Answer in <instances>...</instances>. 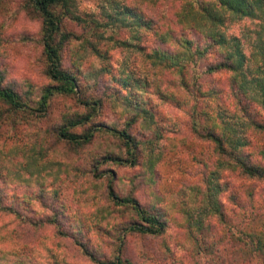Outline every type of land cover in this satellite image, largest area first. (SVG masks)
<instances>
[{"label":"rangeland","instance_id":"rangeland-1","mask_svg":"<svg viewBox=\"0 0 264 264\" xmlns=\"http://www.w3.org/2000/svg\"><path fill=\"white\" fill-rule=\"evenodd\" d=\"M126 8L131 12L136 10L142 14L144 20L151 21L152 30L136 28L135 17L123 14L128 10ZM70 10L74 19L63 16V12L59 14L63 16V31L74 36L70 38L74 45L71 48V45L64 43L61 54L64 68L76 74L79 93L73 96H55L44 115L37 112H18L15 116H9L8 111H0L3 114L0 115V156L3 152L10 151L12 157H15L13 151L18 152L20 147L28 150L31 142L37 145L41 137L51 149L42 161L50 160L53 163L35 169L29 168L30 171L24 170L22 179L25 184L23 183L21 189L16 188L10 193L19 197L22 194L30 196L26 201L33 211L27 212L26 216L42 223L39 231H34L32 227L22 231L25 243L32 245L40 239L41 252L57 244L58 248L50 251L47 256L41 254L43 260L50 264H63L64 246L69 254V257H66L69 264H92L89 258L78 250L80 247L76 244L79 243L100 254L101 258L112 260L116 255L122 254L132 264L230 263L233 260L234 248L229 235H226L219 245V251L214 255L196 254L195 250L188 249L189 243L185 241L184 230L174 222L179 216L176 213L169 214L167 202L157 203L148 197L152 190L165 193L181 184L199 182L203 170L199 162L211 158L208 144L195 139L191 133V104L186 106L182 102L178 105L175 100L165 101L155 95L157 86L163 92H168V89L175 91L177 87L172 85V82L174 84L176 76L172 71L165 70L158 72L160 82H155L154 78L159 75L156 76L149 60L145 58L146 53L163 46L154 32L164 31L166 24L169 28L173 27V9L170 1L162 0L155 4L149 0H73ZM124 18L125 22H122ZM251 26L252 22L248 20H236L227 27L226 34L242 37L246 28ZM91 31L95 35H92ZM182 33L184 38L192 40L195 46L203 44L199 34L193 31L182 32L180 27H176L174 36L179 37ZM41 35V17L33 10L28 0H0L1 85L11 86L22 93L33 88L40 90L49 83L44 74ZM99 35L104 38H98ZM89 40L95 44L97 55L104 56V59L94 58L96 66L92 70H89V55L84 50H89ZM168 44L172 45L171 41ZM208 58L210 62L216 60L213 53ZM204 64L205 62L201 67L198 63L195 67L198 81L202 83V92L212 91L217 93V96L219 93L227 95V75L205 74ZM100 66L106 68V73L101 76V85H108V88H102L94 94L86 78L89 72H95ZM108 67L110 71L107 74ZM123 84L126 86L120 95L129 93L128 100L131 104H137L136 106L147 111L146 120L142 122L145 128L143 132L141 128L128 125L127 118L119 111L124 112L123 105H119L118 110L114 109V105L102 96V93L107 96L117 93ZM143 84L151 85L148 91L143 89ZM206 96L207 101L203 103L206 116L222 114L233 125L234 121L225 115L226 109H232L229 97H224L225 106L219 108L217 98L211 100L210 94ZM99 97L103 107L93 114L87 125L73 131L81 133L88 128L95 130L100 125L126 130L135 142L144 144L146 151L147 148H154L155 154L161 153L162 159L156 167L159 181L153 189L138 180L135 185L129 183L130 176L140 171L139 167L102 163V155L109 148L115 152L120 151V142L111 134L96 133L92 142L76 148L68 142L56 139L55 131L64 123L65 117L86 112L83 101L96 100ZM226 105L229 107L226 108ZM202 118L201 116L200 120ZM35 138L37 140L32 141ZM209 164L210 168H213L211 161ZM96 167L98 170H95ZM34 170H37L36 175L41 184L34 183L35 177L29 173ZM17 175L18 172L13 173L10 178L13 179ZM117 177L120 180L117 181ZM224 181H229L232 186L241 182L227 173H223L220 179V182ZM108 184L122 193L134 196L146 208L156 202L155 210L166 212L168 223L165 233L159 236H141L122 231L123 226L119 227L117 224H125L132 218L123 209L116 211L110 221L104 220L106 208H112L106 199ZM246 185L250 187V183ZM254 186L255 193H258L254 203L256 210L248 207V213L253 210L257 217L264 220V184L257 183ZM53 192L54 196L50 194ZM242 199L247 201L245 197ZM220 201L234 220L230 225L231 231L238 234L239 227L234 224L240 221V217L231 213L232 206L227 200V195L220 196ZM194 215L198 216L199 212L196 211ZM247 222L246 220L245 223ZM210 226L211 235L219 238L222 235L221 224L211 218ZM251 259L245 264H255V260ZM37 262L41 264L40 261Z\"/></svg>","mask_w":264,"mask_h":264},{"label":"trees","instance_id":"trees-1","mask_svg":"<svg viewBox=\"0 0 264 264\" xmlns=\"http://www.w3.org/2000/svg\"><path fill=\"white\" fill-rule=\"evenodd\" d=\"M72 1L28 0L42 20L41 48L45 61L44 74L49 83L40 90L33 88L22 93L11 86L0 84V111H8L9 116H15L18 112H37L44 115L55 96H73L79 93L76 74L64 68L61 54L64 43L71 45V48L74 45L73 40H70L74 36L65 33L61 27L63 16L74 19L70 10ZM149 1L157 4L162 0ZM168 1L173 9L171 18L173 27L169 28L166 24L164 31L154 32L163 46L152 49L150 53L145 54V58L149 60L156 76L165 70L172 71L176 76L172 85L177 89L163 92L157 86L155 95L165 101L175 100L178 105L182 102L186 106L191 104V133L195 139L208 144L211 158L199 162L203 166L199 182L181 184L165 193L152 190L148 197L157 203L167 202L169 214L176 213L179 216L174 222L184 230L185 241L189 243L188 249L195 250L196 254L214 255L219 251V245L226 235H229L234 248L233 260L220 264H245L251 258L255 260V264H264V220L257 217L253 210L248 213V207L256 210L254 203L258 193H255L254 185L264 184V0ZM126 9L128 10L123 14L135 17L136 28L152 30L151 21L144 20L142 14L136 10L131 12L129 8ZM60 12H63V16H60ZM236 20L252 22V26L246 28L242 37L226 34L227 27ZM121 21L125 22V18ZM176 27H180L182 32H196L203 44L195 46L192 40L184 38L183 33L175 37ZM91 33L95 35L92 31ZM97 37L104 38L103 35ZM170 41L172 45L168 44ZM84 50L89 55V70L96 66L94 58L104 59L103 55H97V49L91 40L89 50L88 48ZM212 53L216 60L210 62L208 57ZM204 62L205 74L227 75L229 84L227 95L219 93L217 96V93L212 91L202 92V83L198 81L195 67L198 63L202 67ZM105 69L100 66L94 70L95 72H89L86 78L94 94L102 88H108V85H101V76L106 73ZM109 71L108 67L107 74ZM159 77L160 75L154 78L155 82H160ZM125 86L121 85L122 89L119 88L117 93L108 96L102 93V96L114 105V109L118 110L119 105H123L124 112L119 111L127 118L128 125L141 128L143 132L145 128L142 122L146 120L147 111L136 106L137 104L132 105L128 100L129 93L120 95ZM150 86L143 84L142 87L148 91ZM208 94L211 95V100H215L214 98L219 100L217 105L219 108L225 106L224 97H229L232 109H226L229 107L226 105L225 115L230 116L234 121L233 125L222 114L206 116L203 103L207 101ZM83 105L86 112L64 118V123L55 131L56 139L68 142L76 148L92 142L96 133L111 134L120 142V151L115 152L109 148L102 155V163L139 167L140 171L130 176L129 183L135 185V181L138 180L151 189L156 187L159 181L156 167L162 159L161 153L155 154L154 148H147L146 151L144 144L135 142L126 130L100 125L95 130L88 128L81 133L74 132V129L91 121L93 114L103 107V102L99 97L96 100H84ZM0 115L3 114L0 112ZM36 140L37 138L32 141ZM31 144L28 150L20 147L18 152L13 151L15 157H12L10 151L3 152L0 156V264H38L37 261L41 264H50L43 260L42 255L47 256L50 251L58 248L57 244H53L50 249L41 252L40 239L34 241L32 245L25 243L22 231L27 230V227L39 231L42 223L26 216L27 212L33 211L26 201L30 196L22 194L19 197L15 193L10 194L25 184L22 179L24 170L30 171L29 168L35 169L53 163L50 160L42 161L51 152L43 137L39 144L36 145L34 142ZM210 161L213 168H210ZM95 170H98V167ZM36 171L29 173L35 177L34 183L37 185L41 183ZM16 172L18 175L10 178L11 174ZM223 173L241 182L235 186L229 181L220 182ZM116 180L120 178L117 177ZM246 183H250V187ZM50 194L54 196V192ZM106 194L112 208H106L104 220L110 221L116 215V211L123 209L132 218L125 224H117L119 227L123 226L122 231L141 236H159L165 233L168 223L166 212L155 210L156 202L146 208L134 196L118 191L111 184H108ZM223 194L227 195V200L232 206L231 213L240 217V221L234 224L239 227L238 234L231 231L230 225L234 220L230 218L220 201ZM242 197L247 201L244 202ZM196 211L199 212L198 216L194 215ZM211 218L222 226V235L217 239L211 235ZM76 245L92 264H132L122 254L107 260L80 243ZM62 249L65 256L62 263L69 264L66 260V257H69L66 246Z\"/></svg>","mask_w":264,"mask_h":264}]
</instances>
